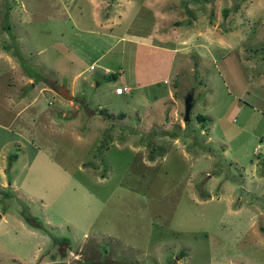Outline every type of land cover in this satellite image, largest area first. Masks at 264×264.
<instances>
[{
    "label": "rangeland",
    "instance_id": "rangeland-1",
    "mask_svg": "<svg viewBox=\"0 0 264 264\" xmlns=\"http://www.w3.org/2000/svg\"><path fill=\"white\" fill-rule=\"evenodd\" d=\"M1 51L0 264H264V0H0Z\"/></svg>",
    "mask_w": 264,
    "mask_h": 264
},
{
    "label": "crops",
    "instance_id": "crops-1",
    "mask_svg": "<svg viewBox=\"0 0 264 264\" xmlns=\"http://www.w3.org/2000/svg\"><path fill=\"white\" fill-rule=\"evenodd\" d=\"M97 22H99V20L97 19ZM148 32H145L142 34L143 37H138L136 38V44H138L139 46H146L148 48H151L154 53H155V61H157V66L154 63V66L157 67H162L161 70H159V72H161L160 74L156 75L154 74V72L151 71V74L148 77L145 78H139V77H135L134 78V82L137 85L140 84H153L154 82H168V73L167 71L171 70V59H172V55H173V51H174V46L173 45H168L164 43V36L163 35H157V33H155V37H151L150 35L147 36ZM154 33V32H153ZM152 40V41H151ZM0 59L4 60V54L2 53V51L0 52ZM154 61V62H155ZM151 70V69H150ZM119 84H116V86ZM22 97V96H21ZM16 100L14 102V104H18L17 107L19 106L21 100ZM17 98V99H19ZM4 107V106H3ZM21 109H23V107L18 108V113L21 112ZM16 112V113H17ZM4 126H2L1 129H3ZM19 130H22L19 126ZM3 149H4V142L0 143V183L2 184L3 180H4V160L2 159V153H3ZM4 157V156H3ZM11 175V174H10ZM10 183L13 185L14 188H16L15 186V182L12 178V176H10ZM10 184V185H11ZM17 191H19L18 189H16ZM2 213L0 214V217H2ZM17 222L21 223L22 221H20L19 219L17 220ZM31 226L35 225V224H31V223H27ZM47 225H50L52 227V225L48 222H46ZM37 225V224H36ZM58 226V225H57ZM42 237L46 238L45 235H42ZM55 236L51 235L50 238L53 240ZM48 238V237H47ZM64 239L67 243L65 244V249L62 250H58L56 249L58 246L57 244H51L52 246L48 245L49 247H47V249L43 250L38 247L35 248L33 251H31L30 253L27 254V258L24 259H17L16 257H11V256H7V259H13L15 262H17L18 264H78L76 259H79V257L82 258L83 253L79 250V247H77V249H71V244L68 242L67 238H64V236L62 237H56L55 239ZM18 260V261H16ZM83 260V258H82ZM86 262H82V264H85Z\"/></svg>",
    "mask_w": 264,
    "mask_h": 264
},
{
    "label": "water",
    "instance_id": "water-1",
    "mask_svg": "<svg viewBox=\"0 0 264 264\" xmlns=\"http://www.w3.org/2000/svg\"><path fill=\"white\" fill-rule=\"evenodd\" d=\"M57 93L63 96L64 98L72 99V94L68 91V89L63 85H58L56 89ZM193 105V99L191 92H187L183 97V121L188 120L189 112Z\"/></svg>",
    "mask_w": 264,
    "mask_h": 264
},
{
    "label": "trees",
    "instance_id": "trees-1",
    "mask_svg": "<svg viewBox=\"0 0 264 264\" xmlns=\"http://www.w3.org/2000/svg\"><path fill=\"white\" fill-rule=\"evenodd\" d=\"M223 10L224 11H226V8H223ZM107 77L109 78V77H114V74H112V73H110V74H108L107 75ZM13 158H15L16 157V154H13V155H11ZM11 159V158H10ZM10 159H9V163H7V168H8V166H9V164H10ZM7 172V171H6ZM7 179L9 180V173L7 172ZM0 192H2L1 190H0ZM3 198V197H2ZM20 213V215L23 217L24 215V213H23V211H20L19 212ZM24 219H26L29 223H31V224H35L36 225V223H37V221L35 222V223H32L31 222V220L30 219H32V218H30V217H27L26 215L23 217Z\"/></svg>",
    "mask_w": 264,
    "mask_h": 264
},
{
    "label": "built area",
    "instance_id": "built-area-1",
    "mask_svg": "<svg viewBox=\"0 0 264 264\" xmlns=\"http://www.w3.org/2000/svg\"><path fill=\"white\" fill-rule=\"evenodd\" d=\"M128 89H129V86H127L126 84H121V85H117L114 87V92L120 93V92L127 91Z\"/></svg>",
    "mask_w": 264,
    "mask_h": 264
}]
</instances>
